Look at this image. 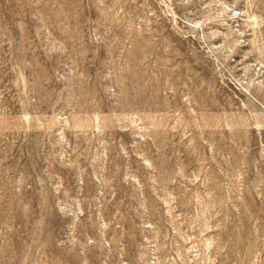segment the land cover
Listing matches in <instances>:
<instances>
[{
  "label": "rangeland",
  "instance_id": "374dc122",
  "mask_svg": "<svg viewBox=\"0 0 264 264\" xmlns=\"http://www.w3.org/2000/svg\"><path fill=\"white\" fill-rule=\"evenodd\" d=\"M0 264H264V0H0Z\"/></svg>",
  "mask_w": 264,
  "mask_h": 264
}]
</instances>
